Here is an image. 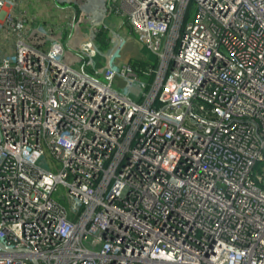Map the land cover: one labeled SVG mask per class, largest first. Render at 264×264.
Masks as SVG:
<instances>
[{
    "label": "built area",
    "instance_id": "built-area-1",
    "mask_svg": "<svg viewBox=\"0 0 264 264\" xmlns=\"http://www.w3.org/2000/svg\"><path fill=\"white\" fill-rule=\"evenodd\" d=\"M14 2L0 264H264V0H84L65 41ZM113 12L158 58L150 82L116 58Z\"/></svg>",
    "mask_w": 264,
    "mask_h": 264
},
{
    "label": "crops",
    "instance_id": "crops-1",
    "mask_svg": "<svg viewBox=\"0 0 264 264\" xmlns=\"http://www.w3.org/2000/svg\"><path fill=\"white\" fill-rule=\"evenodd\" d=\"M15 2L16 7L13 6L10 9L14 13L18 14V16L21 15L23 16V18L25 17L26 19H28L25 25L30 27L34 26L36 21H39V26H45V24H47L48 27H45L50 31L55 33L59 32L62 35V33L65 31L67 32V30H69L70 34V31H72V29L74 28L73 26L79 25L83 21L79 18V15L82 13V11L79 8L80 6L78 2L82 3L84 2V0H15ZM64 2L68 3L67 6L63 5ZM112 14L115 15L113 20L117 25V30L121 29L120 27H122L121 25L124 22V18L118 12H113ZM29 20H31L32 22L30 23ZM22 21L24 23V20ZM86 28L87 26L84 23L83 30H86ZM124 29H121V33L126 34L127 29ZM69 34L67 37H69ZM13 36H10L12 42V50L14 49L13 39L15 38V34H13ZM132 41L136 43L135 40ZM120 61H122V59Z\"/></svg>",
    "mask_w": 264,
    "mask_h": 264
},
{
    "label": "rangeland",
    "instance_id": "rangeland-1",
    "mask_svg": "<svg viewBox=\"0 0 264 264\" xmlns=\"http://www.w3.org/2000/svg\"><path fill=\"white\" fill-rule=\"evenodd\" d=\"M67 4L68 3H65V2L63 3V5H65V6H67ZM15 5H16V2H14V6ZM114 16H115L114 14H110L108 20H106L105 23H106V25L109 28L116 30L117 33H119L121 36L124 37V42L122 44V48L120 50V53L118 52L116 58L122 59L123 62L128 61V59H130V58H139V59H143V60H146V58H147V59H150V60H156V59L158 60V58L154 54H152L147 48L141 47L138 44V42L134 43L132 40H135V39H134V37L132 36V34L129 31L126 33L127 35H124L123 33H121V29H124V28L128 27L126 21H124L122 23V25H121L122 27H120L121 29L117 30V25L115 24V21L113 20ZM45 26L48 27L47 24H45ZM45 26H39V27L44 29V30H46V31H49V29L46 28ZM33 28L35 29V25L33 26ZM52 30H54V29H52ZM68 34H69V30H67V32L65 31V32L62 33V41H65L67 39ZM3 39H5L4 38V30L2 28H0V59L3 56L9 54L10 51L12 52V42H11V40L5 41ZM67 51H70V50L67 49ZM102 51H104V50H102ZM95 61H96V66L100 67L101 66V62H100L99 56H97L95 58ZM73 65L74 66H79L80 63H78V62L77 63H73ZM79 67H81V66H79ZM85 69L87 70V72H91V70L88 67H85ZM59 189L63 191V187L62 186H59Z\"/></svg>",
    "mask_w": 264,
    "mask_h": 264
},
{
    "label": "trees",
    "instance_id": "trees-1",
    "mask_svg": "<svg viewBox=\"0 0 264 264\" xmlns=\"http://www.w3.org/2000/svg\"><path fill=\"white\" fill-rule=\"evenodd\" d=\"M96 41L98 43V47L101 50H105L108 48L109 45V34L108 30L104 28H100L98 33L96 34ZM130 65L135 69L137 74L140 77L147 78V80L150 82L152 78L154 77L155 70L158 67V60H150L147 59H139V58H130L128 60ZM264 165V161L257 164L255 169L259 170Z\"/></svg>",
    "mask_w": 264,
    "mask_h": 264
},
{
    "label": "water",
    "instance_id": "water-1",
    "mask_svg": "<svg viewBox=\"0 0 264 264\" xmlns=\"http://www.w3.org/2000/svg\"><path fill=\"white\" fill-rule=\"evenodd\" d=\"M0 246L3 247V245L1 243H0ZM32 262H33V264H39L37 259H35V258H32Z\"/></svg>",
    "mask_w": 264,
    "mask_h": 264
},
{
    "label": "bare ground",
    "instance_id": "bare-ground-1",
    "mask_svg": "<svg viewBox=\"0 0 264 264\" xmlns=\"http://www.w3.org/2000/svg\"><path fill=\"white\" fill-rule=\"evenodd\" d=\"M120 31V30H119ZM126 37V36H125Z\"/></svg>",
    "mask_w": 264,
    "mask_h": 264
}]
</instances>
